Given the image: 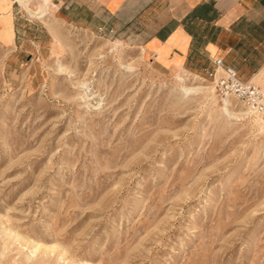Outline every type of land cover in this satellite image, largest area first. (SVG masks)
Listing matches in <instances>:
<instances>
[{
    "label": "rangeland",
    "instance_id": "obj_1",
    "mask_svg": "<svg viewBox=\"0 0 264 264\" xmlns=\"http://www.w3.org/2000/svg\"><path fill=\"white\" fill-rule=\"evenodd\" d=\"M50 20L0 45V264H264V123L130 34Z\"/></svg>",
    "mask_w": 264,
    "mask_h": 264
},
{
    "label": "crops",
    "instance_id": "obj_2",
    "mask_svg": "<svg viewBox=\"0 0 264 264\" xmlns=\"http://www.w3.org/2000/svg\"><path fill=\"white\" fill-rule=\"evenodd\" d=\"M45 1V0H44ZM51 17L77 28L130 34L149 59L170 71L206 76L222 57L241 79L264 72V0H50ZM38 12H43L37 10ZM18 0H0V45H41L46 22ZM49 17V18H48Z\"/></svg>",
    "mask_w": 264,
    "mask_h": 264
},
{
    "label": "built area",
    "instance_id": "obj_3",
    "mask_svg": "<svg viewBox=\"0 0 264 264\" xmlns=\"http://www.w3.org/2000/svg\"><path fill=\"white\" fill-rule=\"evenodd\" d=\"M212 68L206 71L217 94L222 97H233L264 123V91L251 81L243 80L236 69L226 64L222 57L212 60Z\"/></svg>",
    "mask_w": 264,
    "mask_h": 264
},
{
    "label": "bare ground",
    "instance_id": "obj_4",
    "mask_svg": "<svg viewBox=\"0 0 264 264\" xmlns=\"http://www.w3.org/2000/svg\"><path fill=\"white\" fill-rule=\"evenodd\" d=\"M22 5H24L26 7V10L31 14V15H35L39 18H44L45 17V14L43 12H38L37 10H34L31 5H30V0H18ZM45 2L49 5L50 4V0H45ZM197 76V75H196ZM179 79L181 81H184V78L182 76H179ZM185 89L187 91H190L191 87H186L184 86ZM262 88V87H261ZM262 90L264 91V89L262 88ZM231 98L233 97H226V98H223L224 102H225V105L227 106H230L231 105ZM235 99V98H234ZM244 107V106H243ZM229 109V108H228ZM230 112V111H229ZM244 113V112H243ZM247 114H251L253 115L254 117H257L259 119L258 116H256L255 114H253L251 111L247 110L246 111ZM260 120V119H259ZM261 121V120H260ZM262 122V121H261ZM263 123V122H262Z\"/></svg>",
    "mask_w": 264,
    "mask_h": 264
}]
</instances>
